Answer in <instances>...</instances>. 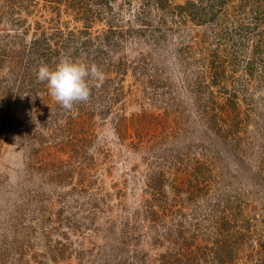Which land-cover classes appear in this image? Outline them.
Returning <instances> with one entry per match:
<instances>
[{
	"label": "rangeland",
	"instance_id": "rangeland-1",
	"mask_svg": "<svg viewBox=\"0 0 264 264\" xmlns=\"http://www.w3.org/2000/svg\"><path fill=\"white\" fill-rule=\"evenodd\" d=\"M256 11L0 0V264H264ZM62 56L105 74L72 111Z\"/></svg>",
	"mask_w": 264,
	"mask_h": 264
},
{
	"label": "clouds",
	"instance_id": "clouds-1",
	"mask_svg": "<svg viewBox=\"0 0 264 264\" xmlns=\"http://www.w3.org/2000/svg\"><path fill=\"white\" fill-rule=\"evenodd\" d=\"M36 78L46 83L49 95L57 104L72 111L75 106L89 101L92 88L103 83L105 74L95 64L62 56L54 67L42 63Z\"/></svg>",
	"mask_w": 264,
	"mask_h": 264
},
{
	"label": "trees",
	"instance_id": "trees-1",
	"mask_svg": "<svg viewBox=\"0 0 264 264\" xmlns=\"http://www.w3.org/2000/svg\"><path fill=\"white\" fill-rule=\"evenodd\" d=\"M223 8L233 6L235 10L242 9V12H245L246 10H257V17H256V23L259 29V32L261 36H263L262 40L264 42V0H218ZM252 1H258L257 4L253 3ZM240 3L239 7H236L235 5H238ZM244 29V28H243ZM261 38V37H260Z\"/></svg>",
	"mask_w": 264,
	"mask_h": 264
}]
</instances>
